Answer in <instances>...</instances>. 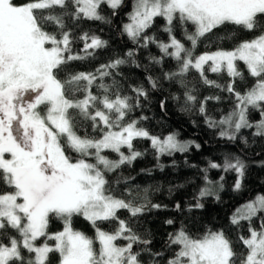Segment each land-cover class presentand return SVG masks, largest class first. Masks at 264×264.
Segmentation results:
<instances>
[{
    "label": "snow or ice",
    "instance_id": "snow-or-ice-1",
    "mask_svg": "<svg viewBox=\"0 0 264 264\" xmlns=\"http://www.w3.org/2000/svg\"><path fill=\"white\" fill-rule=\"evenodd\" d=\"M122 3L123 0H0V181L12 189L0 193V264H50L49 254L54 252L59 253L60 264H141L138 259L141 253L133 252V245H147L149 241L141 240L125 221L119 220L117 211L126 209L131 216H137L144 206L111 195L104 173L130 164L141 155L133 150L134 138L149 139L161 155L185 152L188 145L174 135L163 139L151 136L143 128H137L135 120L125 122L133 105L128 97L118 94L109 98L107 85L96 84L105 94L93 95L91 89L97 79L103 80L111 74L108 69L117 68L125 60L102 65L97 69L98 75L78 73L63 81L57 78L60 72L67 71L68 61L84 59L64 55L70 51L71 41L69 33L63 30V16L80 18L83 14L87 19L103 20L105 17L98 11L102 4L117 9ZM69 4L76 6L75 12H68ZM57 6L64 10L61 15L38 11L54 10ZM156 17L166 19L170 43H158L154 37L145 35ZM129 19L131 22L124 25V31L134 43L141 44L142 39V47L157 43L165 56L179 62L178 71L166 73V79L182 78L189 69H195L204 83L220 87L204 75V65L211 61L209 70L213 73L220 72L223 66L234 83L235 78L243 79L235 62L243 61L249 75L255 78L254 84L243 94L229 84L227 91L236 99L234 110L219 121L208 119L207 123L209 127H220V135L229 140H234L241 128L255 127L254 134L264 136V119L256 125L248 119L249 109L259 110L264 117V0H135ZM174 19L194 26L193 32L185 31L191 48L171 35ZM49 22L59 26V39L44 30ZM223 25L257 30L260 34L232 51L204 53L193 59L192 51L200 39ZM83 39L85 52L107 46V42L95 36L85 34ZM170 48L174 50L170 52ZM127 56L133 57L134 52L129 51ZM153 59L162 63V58ZM152 85L155 87V81ZM66 91L69 95L74 92L86 95L83 99H69ZM134 91L137 97H147L143 88ZM26 96L30 98L25 99ZM207 99L213 98H206L205 103ZM186 100L195 103L196 97L188 92ZM40 105L46 107L44 116L37 111ZM70 109L75 111L70 113ZM199 111L205 113L203 103ZM76 116L90 120L93 129L100 128L102 137L77 135L73 123ZM65 147L80 158L73 162L65 154ZM122 147L130 154L125 155ZM105 149L118 153L119 160L102 155ZM6 154L10 158H5ZM90 156L95 157L96 163L88 162L86 158ZM209 167L236 170L242 177L245 165L239 159L233 163L225 158L223 165L210 163ZM235 187L239 189L240 183ZM210 194L211 190L205 188L200 196ZM258 213H264V195L238 210L231 222L251 221ZM74 216H82L91 223L99 242L98 250L93 246V238L72 228ZM50 218L62 220L63 231L50 234ZM105 221H118L119 226L114 232L104 231L98 222ZM8 229L15 230L19 238L9 235ZM42 237L44 242L37 244ZM120 239L128 243L118 245L116 241ZM240 239L248 250L240 264H264V223L260 231L249 229V237ZM48 240L55 244L49 245ZM169 244L177 245L179 250L168 264H236V253L223 232L209 231L202 238H193L181 229L170 236Z\"/></svg>",
    "mask_w": 264,
    "mask_h": 264
},
{
    "label": "trees",
    "instance_id": "trees-1",
    "mask_svg": "<svg viewBox=\"0 0 264 264\" xmlns=\"http://www.w3.org/2000/svg\"><path fill=\"white\" fill-rule=\"evenodd\" d=\"M134 3L135 0H123L117 9L102 4L98 11L105 17L103 20L87 19L83 14L80 18L64 15L63 30L69 33L71 41L70 51L64 55L80 56L84 59L68 61L67 71L60 72L57 78L63 81L78 73L98 75L97 69L102 65L123 59L125 63L115 69H108L110 75L105 76L103 80L97 79L91 89L93 95L105 94L103 89L95 86L103 83L108 86L109 98H114L118 94L121 97H128L129 103L133 105L132 111L124 118L125 122L137 121L136 126L148 131L151 136L163 139L175 135L180 142L192 143L185 152L161 155L152 147L149 139L134 138L133 150L141 155L130 164H122L114 171L104 173L108 181L106 188H110L111 195L126 201L131 199L135 205L144 206L142 213L137 216H131L126 209L117 211L119 220L125 221L141 240L149 241L147 245H133V252L141 253L138 257L141 264H168L179 250L177 245L169 244V238L181 229L193 238H202L209 231L223 232L233 252L236 253V264H240V260L248 251L240 238H248L249 229L261 230L264 213H258L251 221L242 220L239 224H233L231 221L242 206L264 195V136L255 135V127L241 128L235 133V139L229 140L220 135V127H209L207 120L219 121L234 110L236 99L234 94L227 91L229 84H232L235 91L243 94L254 84L255 78L249 75L243 61H236L243 79L235 78L234 83L226 70L213 73L209 70V65L204 67L207 79L220 87L204 83L200 73L195 69H189L182 78L166 79V73L178 71L179 62L171 56H165L157 47V43L150 42L147 47H142L143 39L141 44H136L124 31V25L130 22L129 17ZM67 10L70 13L75 12L76 6L69 4ZM38 11L44 12L45 15H48L49 11L53 15H61L64 10L57 6L54 10ZM167 27L169 25L165 18L156 17L145 35L154 37L158 43H170V34L165 30ZM171 27V35L186 48H191L185 31L193 32L194 26L190 22L182 23L174 19ZM44 30L60 38L61 30L58 25L49 22L45 24ZM85 34L88 37H98L107 42V46L88 49L85 52L86 41L83 39ZM259 34L257 30L247 31L235 25H223L200 39L192 51L193 59L204 53L232 51L242 42L250 41ZM87 42L90 43V39ZM173 50L169 49L170 52ZM129 51L134 52L133 57L127 56ZM153 58H162V63L157 64ZM150 79L155 81V90ZM137 88H143L147 97H137L134 91ZM188 92L196 97L195 103L186 100ZM85 95L84 92L69 95L66 91L69 99H83ZM209 97L213 99H207L205 103ZM202 103L205 113L199 111ZM98 107L102 108L100 105ZM74 111L69 110L70 113ZM262 118L259 110L249 109L250 123L256 125ZM73 123L74 130L81 137L99 139L103 135L100 128L93 129L92 122L80 116H76ZM60 142L64 145L63 137ZM65 153L73 162L80 158L78 153L66 147ZM103 155L109 160H118V154L111 150H105ZM225 158L233 163L236 159L243 162L244 175L241 177L236 170L224 171L223 167H209L210 163L223 165ZM86 159L90 163H96L90 157ZM237 183L241 185L239 189L235 187ZM205 188H209L212 194L201 197L200 193ZM10 191L12 189L0 181V193ZM177 204L180 205L178 211ZM197 204L202 207H197ZM98 224L107 232H114L119 226L118 221ZM71 226L74 230L93 238V246L98 250L99 242L95 240V229L89 221L82 216H74ZM63 229L62 220L50 218L48 225L50 234ZM8 232L9 235L19 238L15 230L8 229ZM43 242L42 237L36 243ZM47 243L54 245L55 241L48 240ZM116 243L126 245L128 241L120 239ZM154 253L160 255L155 256ZM49 261L50 264H60L59 253H50Z\"/></svg>",
    "mask_w": 264,
    "mask_h": 264
},
{
    "label": "rangeland",
    "instance_id": "rangeland-1",
    "mask_svg": "<svg viewBox=\"0 0 264 264\" xmlns=\"http://www.w3.org/2000/svg\"><path fill=\"white\" fill-rule=\"evenodd\" d=\"M130 22H131V21H130ZM130 22H129V23H130ZM211 63H212V62L209 61L207 64L204 65V67L207 66V65L210 66ZM235 64H236V62H235ZM223 69L226 70V69L222 66V67H221V70H223ZM30 95H31V94H30ZM29 98H30L29 96H26V97H25V99H29ZM37 111L41 114V116L46 115V107H45V105H40V106L37 108ZM262 119H264V117H263ZM137 128H138V127H137ZM113 130H119V129H113ZM174 136H175V135H174ZM176 139H177V138H176ZM177 140H178V139H177ZM181 143H184V142H181ZM185 144L188 145V148L192 145L191 142H187V143H185ZM105 150H109V149H105ZM105 150H104V151H105ZM93 151H94V150H93ZM104 151H103V152H104ZM121 151L124 152L125 155H129V154H130V153H129V150H128L126 147H122V148H121ZM103 152H102V155H103ZM65 154H66V153H65ZM117 154H118V153H117ZM5 158H10V157L8 156V154H6V155H5ZM90 158H92V160L96 161V160H95V157H91V156H90ZM119 158H120V157H119V154H118V160H119ZM118 160H116V161H118ZM239 182H240V180H239ZM249 203H250V202H249ZM247 204H248V203H247ZM245 205H246V204H245ZM245 205H244V206H245ZM244 206H242L239 210H242ZM237 212H238V211H237ZM236 214H237V213H236ZM240 221H242V220H240Z\"/></svg>",
    "mask_w": 264,
    "mask_h": 264
},
{
    "label": "water",
    "instance_id": "water-1",
    "mask_svg": "<svg viewBox=\"0 0 264 264\" xmlns=\"http://www.w3.org/2000/svg\"><path fill=\"white\" fill-rule=\"evenodd\" d=\"M134 52H135V55H137V51L135 50ZM152 81H153V80L150 79L151 86H152V88L155 90V87H153V85H152ZM179 209H180V205L177 204V205H176V210L178 211Z\"/></svg>",
    "mask_w": 264,
    "mask_h": 264
}]
</instances>
